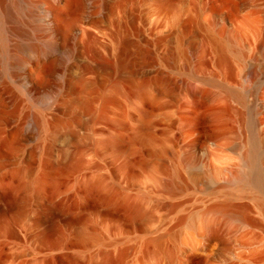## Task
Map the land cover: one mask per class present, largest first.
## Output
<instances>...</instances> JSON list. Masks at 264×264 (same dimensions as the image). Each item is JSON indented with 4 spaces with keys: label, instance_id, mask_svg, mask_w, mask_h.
Wrapping results in <instances>:
<instances>
[{
    "label": "bare ground",
    "instance_id": "bare-ground-1",
    "mask_svg": "<svg viewBox=\"0 0 264 264\" xmlns=\"http://www.w3.org/2000/svg\"><path fill=\"white\" fill-rule=\"evenodd\" d=\"M0 264H264V0H0Z\"/></svg>",
    "mask_w": 264,
    "mask_h": 264
}]
</instances>
